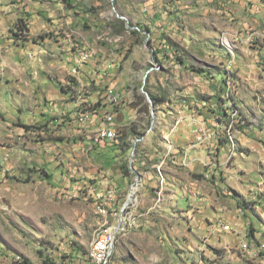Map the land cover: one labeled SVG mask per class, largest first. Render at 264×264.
Returning <instances> with one entry per match:
<instances>
[{"label":"rangeland","instance_id":"rangeland-1","mask_svg":"<svg viewBox=\"0 0 264 264\" xmlns=\"http://www.w3.org/2000/svg\"><path fill=\"white\" fill-rule=\"evenodd\" d=\"M219 1L222 0H0V19H9L8 29L0 36V264H28L25 259L33 264H93L90 252L94 241L107 221L116 225V214L104 216L99 211L98 196L105 193L100 201L108 200V189L116 187V170L127 164L130 167L132 151L123 150L116 166V140H97L100 126L92 131L93 126L85 127L92 121L85 124L78 115L116 113V104L107 100V92L113 88L116 94L117 71L124 73L126 81L121 115H141L137 125L134 121L122 126L120 136L129 133L127 127L136 129L144 122V128L150 125L151 103L142 92L144 77L154 63L152 51L145 44L148 35L144 30L139 35L129 31L118 35L114 31L118 19H122L116 11L127 15L136 26L139 23L134 13L146 3L154 6H146L149 10L154 8L162 19L171 21L164 29L154 30L157 36L151 45L157 52L156 59L160 57L158 50L175 48L178 60H184L193 76L205 73L209 85L217 87L214 104L210 103L213 96L208 89H187L190 93L183 96L190 102L191 95L207 101V106L194 102L191 108L196 115H214L211 126L219 129L220 142L229 144L223 165L220 153H216L214 162L220 178L231 176L226 189L232 195H225L221 188L217 193L222 194V199L237 198L246 211L245 233L237 241L202 248L195 264H264V250L242 246V241L247 240L245 235L254 238L263 232L255 238H264V200L260 202L264 199V23L260 18L254 28H246L258 35L255 43L247 42L248 35L239 29V17L232 21L225 18L226 7ZM257 3L262 5L264 0ZM235 4L240 17L259 15L258 11L253 15L244 9L247 6L241 2ZM20 19L28 24V32L17 28ZM230 25L234 28L229 29ZM32 26L37 29L35 33L31 32ZM86 36L96 41L84 50ZM71 43L72 52L83 51L70 69L60 67ZM85 53L91 56L82 61ZM90 61H97L104 72L99 73L98 81L89 75L87 83L83 67ZM111 63H115L112 68ZM26 68L32 72L24 74L38 88L34 96L38 97L39 91L43 95L40 105L30 104L33 94L25 84ZM158 72L149 73L145 83L148 92L150 75L159 79ZM215 77L224 79L220 86ZM53 88L75 97V112L60 114L55 108L45 109L48 91ZM143 115H149V119ZM128 194L126 189L119 198L120 214ZM111 210L116 211V206ZM217 224L230 229L223 217ZM131 229L117 234L108 264H134L127 235ZM256 239L254 242H258ZM165 248L169 257L164 264H190V260L180 262V249Z\"/></svg>","mask_w":264,"mask_h":264},{"label":"crops","instance_id":"crops-1","mask_svg":"<svg viewBox=\"0 0 264 264\" xmlns=\"http://www.w3.org/2000/svg\"><path fill=\"white\" fill-rule=\"evenodd\" d=\"M260 1L262 2V0H222L219 1V4L226 7L225 18H230V21H232L235 16L239 17L238 22L241 26L239 29H241L243 35H247L250 32L246 28H254L256 23H260V18L261 24L264 23L262 22L264 21V12L261 11V9H264V4L260 5L257 3ZM236 2H241L244 7L247 6L244 9H247L251 14L255 15L258 11L259 15L257 17H240V13L236 9ZM252 2L257 4L248 7ZM146 6L149 5L146 3L145 7H141L134 15L139 24H144L146 27L151 28L150 37L154 42L157 36V32L154 30L158 29V27L159 29H164L165 25L171 21L162 19V16L158 15L154 8L149 10ZM254 20L257 21L255 22ZM8 21L9 19H0V36L8 29ZM42 26L44 28L47 27L46 24ZM230 28L234 27L230 25ZM36 30V27L32 26L31 32L35 33ZM225 32L229 31L225 30ZM173 34L178 36V38L175 37L177 39L182 37L178 32L173 31ZM83 40L85 44L84 50L88 46L94 45L96 41L93 36L91 38L86 36ZM72 48H74V43H71L70 47H68L69 50L65 53L64 63L60 67L64 66L70 69L77 64L78 57L83 49L76 53L71 51ZM174 50L175 48L167 49V51L158 50L160 56L158 58L159 64L149 69V73L160 72L157 73L159 79H156L155 75H150L148 83L151 94L161 99L156 104V110H158L156 120L153 122V115H151L150 125L146 128H144L146 126L145 122L142 125L139 124L136 129L133 126L127 127L129 129L127 131L129 132L127 133L128 140L131 142L129 152H135V166L143 174V183L138 190L135 205L129 210L135 219V227L132 226V229L127 234L132 243L134 253L131 256L134 264H164L166 256L169 257L168 250L165 247L180 249L178 257L181 263L190 260V264H195L199 260V251L202 248L218 242L226 244L237 241L238 237L240 238V235L245 233L246 221L244 217H246V211L243 206L238 202L237 198L225 196L222 199V194L217 193V189L221 188L225 195H232L226 189V186L231 184V176L227 179L220 178L219 169L211 162L212 159H216V153H220L218 157L220 158V164L223 165V157L226 155L225 151L229 144L225 142L222 144L220 137L219 139L208 140L203 144L196 143V134L200 129H205L210 133L216 131L219 134L220 131L217 127L211 126L210 122L213 120L214 115H196L191 108V104H194V102L207 106V101L198 100L196 96L191 95L193 99L190 102L183 96L186 95L184 93H190L194 88L208 89L213 96L210 103L214 104V94L217 92V87L209 85L210 80L206 79L205 73L193 76L194 73L187 69L184 60H178L179 57ZM163 52L165 53L163 54ZM117 58H119V54H116V60ZM69 62L71 63L70 66L68 65ZM96 62L90 61L83 67V78L87 83H89V81H86L89 75L96 76L98 81L99 73L103 71ZM36 65L42 68V64L36 63ZM114 66L115 63L109 65L111 68ZM30 71L29 68H26L23 70V74L24 72L29 74ZM123 75L124 73L116 71V95L120 98V103L116 104L115 115L118 131V137L116 138V166L120 163L123 150L127 147L122 144L123 136L121 137L119 134L120 128L134 121L135 125H137V122H139L137 120L141 116L121 115L120 113V106L127 94L126 90H122V87L126 85ZM212 76H214V73ZM24 77L25 84H29L28 87L31 90V94L35 93L34 89L37 87L34 88V85H31L34 82L29 80L25 74ZM215 79L218 80L216 84L219 86L224 80L216 77ZM39 83L45 87L47 86L44 81L39 80ZM187 89H190V92H187ZM24 94L28 95L26 92ZM41 96H43L41 91H39L38 97L33 94L32 103L30 104L32 106L35 103L40 105ZM34 97L37 100L34 101ZM48 98L45 109L47 107L55 108L60 114L75 112L78 104L74 96L56 88L48 91ZM127 110L128 108L122 109V111ZM42 116L49 118V115ZM102 116L99 111L94 112L89 118L92 122L85 127L93 126L91 130L97 131L101 125ZM143 116L144 119H149V115ZM222 169L224 174L228 173L225 166ZM131 177V175H126L123 169L119 168L116 170L115 186L118 189V193L116 204H112V208L116 206L117 209L118 201L119 203L121 201L119 198L122 191L127 189L130 194V189L136 179L135 173L134 179ZM216 184H218V187ZM161 190L162 193L159 194ZM129 194L126 197V201ZM263 200V198L260 199V202ZM221 217L224 218L225 224H228L230 229L225 228L224 230L218 226L217 222L220 221ZM221 226L223 225L221 224ZM257 234L260 235L263 232H258ZM220 236H223L222 240ZM253 236L248 238L245 235L243 238L254 242L256 238H253ZM244 242L242 241V246ZM171 261L173 262V260Z\"/></svg>","mask_w":264,"mask_h":264},{"label":"built area","instance_id":"built-area-1","mask_svg":"<svg viewBox=\"0 0 264 264\" xmlns=\"http://www.w3.org/2000/svg\"><path fill=\"white\" fill-rule=\"evenodd\" d=\"M248 37H246V40L250 43H255V39L256 37H258L256 32H250L249 34H247ZM230 38V37H228ZM254 45V44H253ZM163 47V45H162ZM167 50V49H166ZM82 61H86L88 60V53H85V57L81 58ZM107 100L109 102H111L112 104H119L120 103V98L114 93V89H109L107 92ZM102 117L100 120V123H104V122H110V121H115V115L116 113L113 112H104L102 113ZM79 119L82 122V119H89L90 115L89 113L86 114H82V115H78ZM102 134V140H104V133L100 132ZM111 133V140L110 141H114L115 137L118 136V132H110ZM218 139V132H209L205 129H200L197 134H196V143L197 144H203L208 140H212V139ZM215 159H212L211 162L215 164L214 162ZM117 191H110L108 189L107 192V197L108 200L105 201V203L108 205L109 207V202H114V197L116 196ZM105 194V193H104ZM104 194H99L98 198L100 199L102 195ZM105 197V196H103ZM106 197V198H107ZM105 200V199H102ZM132 226H135V219L134 217L131 215V212H129V209L126 210V212L121 215H119L118 220H116V225H114V230L113 232H110L109 235L107 237L104 238L103 243H98L97 247H98V257L100 260V264H104L105 263V257H106V253L108 252L109 249V245H110V241L111 238L113 237V235L115 234V232L117 230H121V229H131ZM225 229V226H223ZM245 246V248L247 250H252L255 251V248L257 249V251H262L264 250V238H262L261 241L258 242H251L250 240L245 241V244H243Z\"/></svg>","mask_w":264,"mask_h":264},{"label":"bare ground","instance_id":"bare-ground-1","mask_svg":"<svg viewBox=\"0 0 264 264\" xmlns=\"http://www.w3.org/2000/svg\"><path fill=\"white\" fill-rule=\"evenodd\" d=\"M90 56L91 55L88 54V57H90ZM230 83H231V79L228 80V84H230ZM88 120L89 119H82V122H84V123L86 122L87 123ZM97 132H98L97 133V137H96L97 140H102V134L100 132L104 133V139H111V133L110 132H118L117 131V128H116V125H115V121L101 123V125H100V127H99V129H98ZM117 137L118 136L115 137V140H116ZM109 190L110 191H117V193H118L117 187H110ZM117 193H116V196H117ZM161 193H162V190L159 192V194H161ZM116 196L114 197V202H109V207H108V205L105 202L100 201V199L98 198V202H99L98 208H99V211L101 212L102 215L109 216V213H111L110 215L116 214V216H118V218H119V215L122 214V211H121V214H120L117 209H116V211L115 210H111L110 211L111 205L112 204H116V199H117ZM113 230H114V225H112V224L110 225V222L107 221V223H106V225H104L101 233L98 235L97 239L94 241L93 246H92V249H91V252H90V257L93 260V264H100V260H99V257H98V247H97V244L98 243H103L104 238L107 237L110 232H113ZM127 230H129V229H121V230H117L115 232V234L111 238L110 245H109V249H108V252L106 253L105 263L104 264H108L109 263L110 256H111L112 250L114 248L115 238H116L117 234L119 232L121 233V232H125Z\"/></svg>","mask_w":264,"mask_h":264},{"label":"water","instance_id":"water-1","mask_svg":"<svg viewBox=\"0 0 264 264\" xmlns=\"http://www.w3.org/2000/svg\"><path fill=\"white\" fill-rule=\"evenodd\" d=\"M116 13H117V16L118 17H120V18H122V19H124L126 21V26L129 29L137 28L136 26H132L131 25L130 18L127 15H123V14L117 12V11H116ZM143 32L148 35L147 38L145 39V44L152 51L153 62H154L153 65H152V67H156V65L159 64V61H158V59H156L154 47L149 43V41H150V34L151 33L148 30H144ZM149 72H150V70L146 73V75L144 77V84L142 86V92H143V94L147 97V99L151 103L152 115H153V122H154L156 120V115H157L156 102L152 98V96L150 95V93L145 89L146 88L145 83H146V79L149 76ZM134 156H135V152L133 151L132 152V159H131V165H130V167H131L132 171L135 173L136 179L133 182L132 187L130 189L129 197H128L127 201L125 202V204L122 207V213L123 214L126 212L127 209H129V208H131V207H133L135 205V200H136L137 195H138V190H139V188L141 187V185L143 183V174H142V172L139 169L136 168V166L134 164Z\"/></svg>","mask_w":264,"mask_h":264},{"label":"trees","instance_id":"trees-1","mask_svg":"<svg viewBox=\"0 0 264 264\" xmlns=\"http://www.w3.org/2000/svg\"><path fill=\"white\" fill-rule=\"evenodd\" d=\"M116 4H117V1H115V4H114V5H116ZM130 23H131L132 26H135V25H133V22H132V21H130ZM136 27H137V29H131V30H130V29L126 26V21H125L124 19H118V26L116 27V30L114 29V31H115L116 34H118V35H123L124 33L128 32V31L131 32V33L137 34V35H139L140 32L143 31V30H148V31L151 32V30H150L149 27H143V26H141L140 24H137ZM17 28H18L21 32H28V31H29V26H28V24L24 23V21L21 20V19H20V21L17 23ZM17 34H19V33H17ZM149 42H150V44H151V43H152V39H150ZM155 55L157 56V52H155ZM150 95L152 96V98L155 100L156 103L160 102L161 99H159V98H157L155 95L151 94V92H150ZM122 139H123V143H122L123 146H127V147L124 149V151L128 153V152L130 151V147H131V142H130V140H128V134H125V136L122 137ZM122 169H123V171H124V173H125L126 175L134 176V173L132 172V169H131V167L128 166V164H127V166H126V165H123V166H122ZM24 262H25V263H28V264H33V263H30V261L27 260V259H25Z\"/></svg>","mask_w":264,"mask_h":264}]
</instances>
